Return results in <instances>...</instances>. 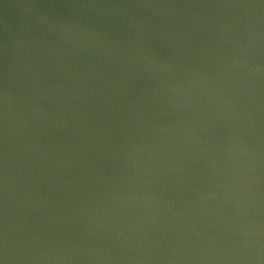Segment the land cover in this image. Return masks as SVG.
<instances>
[{
  "label": "water",
  "instance_id": "1",
  "mask_svg": "<svg viewBox=\"0 0 264 264\" xmlns=\"http://www.w3.org/2000/svg\"><path fill=\"white\" fill-rule=\"evenodd\" d=\"M0 264H264V0H0Z\"/></svg>",
  "mask_w": 264,
  "mask_h": 264
}]
</instances>
